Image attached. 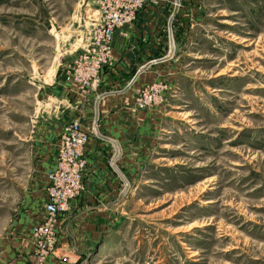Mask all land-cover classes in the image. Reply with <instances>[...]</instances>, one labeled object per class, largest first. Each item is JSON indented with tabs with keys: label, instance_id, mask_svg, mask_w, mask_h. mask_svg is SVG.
I'll use <instances>...</instances> for the list:
<instances>
[{
	"label": "rangeland",
	"instance_id": "obj_1",
	"mask_svg": "<svg viewBox=\"0 0 264 264\" xmlns=\"http://www.w3.org/2000/svg\"><path fill=\"white\" fill-rule=\"evenodd\" d=\"M101 1L0 0V263L19 254L15 228L36 177L49 88L60 74L70 82L92 42L87 27L93 40L103 21ZM172 2L166 56L151 59L163 60L153 67L162 77L135 99L138 109L143 90H161L160 102L138 109L158 117L131 156L124 202L63 264H264V0ZM99 81L76 86L89 93Z\"/></svg>",
	"mask_w": 264,
	"mask_h": 264
},
{
	"label": "crops",
	"instance_id": "obj_2",
	"mask_svg": "<svg viewBox=\"0 0 264 264\" xmlns=\"http://www.w3.org/2000/svg\"><path fill=\"white\" fill-rule=\"evenodd\" d=\"M89 1L93 9L99 6L100 0ZM172 4V0L147 4L133 25L121 27L113 42L115 63L102 71L99 84L91 92L80 93L76 84L67 82L61 74L55 78L49 88L53 101L46 108L41 124L36 177L28 189L24 213L15 228L18 238L15 250L19 254L8 253L3 264L30 261L33 247L28 238L32 227L44 221L47 174L56 168L60 134L74 118L80 117L84 129L93 126L95 132L89 137L84 154V192L72 203L71 211L60 218L56 251L48 264H63L62 257L66 253L83 254L88 240L101 228L99 221L123 204L128 164L133 163L131 156H135L136 146L149 121L158 117L156 110L136 109L135 99L142 87L162 77L161 71L153 67L163 64V60L151 59L165 52L162 43L174 15ZM89 29H86V43L92 41ZM171 44L174 50L175 44Z\"/></svg>",
	"mask_w": 264,
	"mask_h": 264
},
{
	"label": "built area",
	"instance_id": "obj_3",
	"mask_svg": "<svg viewBox=\"0 0 264 264\" xmlns=\"http://www.w3.org/2000/svg\"><path fill=\"white\" fill-rule=\"evenodd\" d=\"M152 1L102 0L100 13L103 21L95 27L89 48L73 61L66 79L82 90L96 86L102 71L114 64L112 44L117 31L135 23L141 9ZM160 91L157 85L143 90L136 107L143 109L154 106L158 100H162ZM65 127L60 138L56 168L48 174V199L44 207L47 216L33 233L35 260L32 264H47L58 242L56 232L60 218L72 209V203L84 192V154L89 136L82 129L79 119Z\"/></svg>",
	"mask_w": 264,
	"mask_h": 264
}]
</instances>
